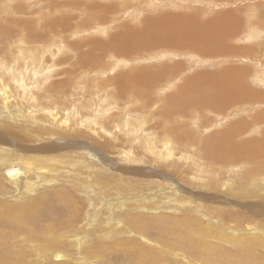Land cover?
Segmentation results:
<instances>
[{
	"label": "rangeland",
	"instance_id": "374dc122",
	"mask_svg": "<svg viewBox=\"0 0 264 264\" xmlns=\"http://www.w3.org/2000/svg\"><path fill=\"white\" fill-rule=\"evenodd\" d=\"M124 1L0 0V112L1 96L7 95V111L17 114V124L21 122L12 139L26 146L24 161L39 142L21 141L20 134H55L47 140L55 144L53 155L59 156L53 157L51 171L42 169L32 177L31 190L24 183H10L5 176L10 167L22 166L24 161L0 160V202L19 208L0 211V264H188V260L193 264L199 258L175 247L172 232L177 227L174 220L186 215L224 230L226 236L256 238L259 246L249 250L253 259L242 257L238 264H264V213L255 216L264 210V0ZM96 6L110 7L104 25L92 24ZM227 11L232 18L225 21L236 27L223 26L226 45H212L210 55L192 50L187 43L180 51V44L168 43L155 51L124 53L128 55H121V49L116 51L113 45L102 47L114 35L136 30L153 17L188 15L207 27L218 13ZM254 32H260L257 40H253ZM228 67H237L247 76L244 82L253 90L252 101L218 108L211 105L213 99H207L203 110L192 104L183 109L177 106L182 102L175 100H180L176 96L183 93V84L192 89L189 78L202 74L217 78ZM131 71L144 78L150 73L167 77L154 88H145L141 80L123 79ZM205 85L199 93L211 94L213 85ZM17 110L21 113H14ZM237 121L247 124L238 139L246 144L253 141V156L216 161L212 147ZM59 144L68 149L57 152ZM18 174L13 171L14 177L7 179ZM87 186L95 192L99 188L108 201L104 204L90 196ZM198 191L204 195H194ZM233 192H251L253 199L244 204ZM57 193H64L68 203L60 202ZM215 195L223 198V205L214 204ZM174 196L182 203L190 200L195 207L183 208ZM31 202L39 203L38 207L27 213L23 208ZM55 202L62 208L60 215H47L48 221L58 225L45 232L49 237L44 242L39 234L26 230L46 217L45 209ZM70 202L79 208L76 222H71ZM108 202L113 204L111 211L106 208ZM202 202L205 208L197 207ZM230 209L252 213L250 233L243 216L231 215ZM238 223L241 231L236 234L227 229ZM39 224L35 228L46 223ZM218 238L214 235L206 243L215 248L217 264H222L235 249ZM44 244L62 248L67 257L48 260L50 248ZM135 247L150 256H139Z\"/></svg>",
	"mask_w": 264,
	"mask_h": 264
},
{
	"label": "bare ground",
	"instance_id": "6f19581e",
	"mask_svg": "<svg viewBox=\"0 0 264 264\" xmlns=\"http://www.w3.org/2000/svg\"><path fill=\"white\" fill-rule=\"evenodd\" d=\"M212 1H222V0H212ZM124 2L126 1L122 0V3ZM186 14H189V13H186ZM231 14H230V11H227L226 14H224V12L218 13L213 20L209 21V23H206L207 27H202V24L199 23L196 19L195 21L197 22V24L193 22L192 20H189L188 15L183 16L184 18L180 16L174 19L171 18L172 16H169V15H174L173 13L166 14V15H160L158 17L150 18L149 21L146 22L144 25L140 24L141 26L140 25L137 26L136 30H131L127 32L126 31L127 29H126L120 32L119 34L114 35L108 42H105V44H103L102 47L108 48L109 46L113 45L111 48L115 49L116 51H120L121 49V53H122L121 55H128L129 53H131L133 49L134 51L136 50L140 51L144 48L145 49L149 48L151 49V51H155L162 47H168V43H170L169 45L180 44L177 47V51H180L181 48L183 47V44L187 43L188 46L192 50H197L202 55H210L211 53H208L209 52L208 50L212 45H216V44L217 45L220 44L221 46L226 45V43L223 41V35H225L223 26L225 25L227 27L231 25L229 24V22L225 21L227 18H232V16H230ZM105 15H110V7L96 6L95 13L92 16L93 17L92 24L93 25L106 24V22L109 19H104ZM160 19H163V20L158 21ZM176 25H179V26H176ZM235 27H236L235 24L231 25V28L234 29ZM254 33L255 34H254L253 40L258 38L257 37L258 32H254ZM220 34L222 36H220ZM98 42L99 41H97L96 43ZM170 48L172 49V47ZM125 52H127L128 54H124ZM149 53H153V52H149ZM132 55L135 56L136 54H132ZM96 60H99V59H96ZM137 74H140V75H137ZM175 74L177 73L175 72ZM236 74L241 75V77H236ZM148 75H152V76L144 78V77H140V76H144V74L139 73V72L133 73L131 71V73L127 75L128 77L123 76V79H130V80L133 79V80H138V81L141 80L140 82H143L145 84V88H149V87L154 88L156 85L155 84L156 82H158L162 78L165 79V77H167L163 73H159V74L150 73ZM242 76H244V73L240 74L238 72L237 67L236 68H233V67L226 68V70H224L223 72L222 71L220 72V75H218L217 78L210 74L195 75L187 80L189 81V85L192 86V89L188 90V83H186L185 85L183 84L182 86L183 93L189 96L187 97L183 93H179V95L177 94L176 97H180V100L178 101L175 100V102L178 103L179 101L182 100V102L177 105L181 107L182 109L192 104L191 105L192 108L195 107L199 110L201 109L203 110L204 107L208 106L206 102L207 99H213L212 102H210L211 105L213 107H218V108H224L227 104H232V105L239 104L241 103L240 100L252 101L253 100V90L248 88L247 84L244 82L247 76L246 75L244 76V80ZM205 79H207L206 83L200 82L201 80H204L205 82ZM208 79H211L212 82L210 83ZM205 84L213 85L214 91L211 92V94H206L204 92L205 90L199 93L198 90L199 89L201 90L202 88L204 89V87H206ZM261 95L264 96V94H261ZM7 101H8L7 95H2L1 103H3V106H2L3 109H2V112H0V160H1V163H4L6 159H8V157H13L14 158L13 160L24 161L22 158V154L23 152H25V150H27L26 146L24 145L18 146L16 144V141L12 139V138L16 139L18 134H16L15 132L18 129L17 126H19L21 122L17 124V118H18L17 114H12L7 111L8 107L10 108V106H8L7 104ZM14 113H21V112L17 110ZM197 115L198 114H196V116ZM259 118L261 117H258V118L256 117V119H259ZM53 122H55V120ZM241 122L242 121H237V123L232 124L231 129L232 128L233 129L232 130L229 129L228 131H226V133L222 135V139L218 142V145L212 147V150L214 152V156L216 157V159L213 156L212 157L216 161L224 163V162H227L228 159L235 160L239 158L241 154H251V157L253 156V141L246 144V143H243L245 142L244 140L239 141L238 139V137H240L239 132L241 133V135H243L244 130L248 129L247 124L244 122L242 123ZM41 132L43 131L41 130ZM51 135H55V134H51ZM51 135L49 136V135H46L45 133H39L34 136L30 134L29 136H26V137H23L24 135L22 134L19 135L20 137H18V139L21 141L35 140L39 142V144L38 146H35V148L30 149V152H32V155L31 157H29V159H25L24 164L22 166L18 164H14L12 167H10L13 169L20 168L21 174L20 175L18 174V176H15L16 178L13 180H8L6 178L7 181L13 184H17L18 182L20 184L24 183L25 189L31 190L30 187H32L35 184V182L32 184L30 181L32 177L36 176L37 172H39L42 169L44 172L51 171L50 166H52L51 165L52 163H55V160H57L55 157L58 156L56 154L53 155V152H55L54 151L55 146L53 145L55 144L49 145V140H47V138L52 137ZM69 146H72V144ZM238 147H240V152L237 153L236 150ZM56 148H57L56 151L58 152V151H63L65 149H68V146L64 144L63 145L59 144V145H56ZM87 151H90L92 155L93 154L97 155L96 152H94L93 150L89 148H87ZM68 154H71V153H68ZM165 155L169 156L168 154H165ZM53 157L55 160L53 159ZM43 163H46L48 167H43L40 165ZM250 176H253V173H251ZM195 188L199 189L198 187H195ZM87 189H88L87 191L91 193L89 195L92 197L96 196L97 199H100L101 203L105 204V202L108 201V200H105L106 197L104 196V194L101 193V191H99V188H97L96 192L92 186H87ZM173 193L175 194L176 191L173 190ZM195 194L197 195L201 194V196L204 195L202 191H198V193H194V195ZM243 194L239 192L232 193V195L240 198L241 201H246L244 202V204H247L248 202H249L248 204H250L251 200L253 199V195H250L252 193L243 192ZM64 195H65L64 193L56 194L59 201L65 205L68 203V197ZM245 195H249V196H245ZM213 197L215 201L214 204L223 205L224 201H222L223 198L221 196L215 195ZM172 199L175 200V202L178 203V205H181L183 208H187L189 205L194 206L192 205V202L190 200H187L188 202L182 203L181 200H178L177 198H175V196ZM237 203H235V206H237L236 205ZM38 204L39 203L31 202L29 203L27 207L23 206L25 207L23 208V210H25V212L28 213V211H32L31 209H34V207H38ZM254 204H258V203L255 202ZM57 205H59V203L55 202L52 205V207L50 205L47 207V209H45L46 217H44L42 220L39 221V222L43 221V223H46L45 225H42L39 228H35L37 226H40L38 222L37 224L33 226V229H27L26 231L28 233H31L32 235L39 234L40 237L44 238V242H45L46 238L49 237V236L47 237L45 232L55 229L58 225L57 223H52L48 221L49 217L47 215L51 213H56L60 215V212H61L60 210L62 208H59ZM112 207H113V204L111 202L106 203V208L108 211H111ZM197 207L205 208V203L204 202H202L201 204L199 203ZM70 208H71V211H68V212L69 214H71V218H72L71 222H76L77 217L79 215L78 213L76 216V212L77 210H79V208L75 205L74 202H70ZM246 208L253 209V207H248V206ZM18 209L19 208L14 207V205L10 203L0 202V211L10 210L11 212H13V211H18ZM248 209H246V215L241 213L240 210L235 211V212H238V216H241V215L243 216V221H242L243 224L244 222L247 223L246 225L244 224L245 230L246 232L249 231L250 233L251 224L249 223L252 221V219L250 220L249 218L252 217V213H250ZM263 211L264 210H260V211L258 210L257 211L258 214L255 216L262 215L264 213ZM230 212H231V215H235V216L237 215L231 209H230ZM174 222H176L177 224V227L172 231L176 233L177 241H176L175 247H178L179 249L183 250L184 251L183 254L187 253L191 256H196V258H199V259H196L195 262H192L193 264H217V257H215V253H216L215 248L211 247L210 245L206 243V239H211L214 235L218 236L219 237L218 239H221L226 242L228 241L231 245H233L235 249L233 253L231 252V256L229 257L226 256L223 259L222 264H238L241 261L240 259L242 257L245 260L247 258H250V261H251L253 259V254L249 250L250 249L253 250L254 246H259L260 244V241H258L256 238H253V237H248L247 240H244L246 236H239V237L235 236L236 238L233 236H226L224 234V230L219 231L218 228H214L212 226H204L198 220H195L187 215L181 219H175ZM88 223H91V222H88ZM239 227H240V224L238 223L237 225L227 227V229L233 234H236V232L241 231L240 229H238ZM68 228L70 229L69 226ZM65 229L67 230V227H65ZM79 242L78 244H80ZM44 246L46 248H50V253L48 256V260L50 261H52V258L54 260H59V259H62L63 257L64 258L67 257V254H66L67 252L63 251L62 248L60 247H57V246L55 247L53 245H48V244H44ZM171 249L173 248L171 247ZM135 251L141 257L150 256L148 252L143 248L135 247ZM233 254L235 255L233 256ZM184 259L188 260L187 258H184ZM187 263L189 264V260ZM13 264H22V262L17 261V262H14ZM47 264H60V263L53 261V262H48Z\"/></svg>",
	"mask_w": 264,
	"mask_h": 264
},
{
	"label": "water",
	"instance_id": "95a60500",
	"mask_svg": "<svg viewBox=\"0 0 264 264\" xmlns=\"http://www.w3.org/2000/svg\"><path fill=\"white\" fill-rule=\"evenodd\" d=\"M13 171H18V173L21 174L20 169L15 168V169H12V170H10V171H6V172H5V176H6L7 178H10V176L13 175ZM8 173H9V174H8ZM15 175H16V174H15ZM12 177H14V176H12ZM12 179H13V178H12Z\"/></svg>",
	"mask_w": 264,
	"mask_h": 264
}]
</instances>
